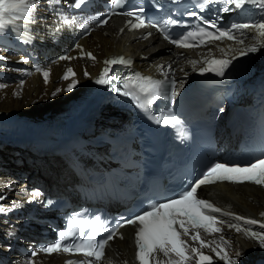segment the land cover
I'll use <instances>...</instances> for the list:
<instances>
[{
  "label": "snow or ice",
  "instance_id": "snow-or-ice-1",
  "mask_svg": "<svg viewBox=\"0 0 264 264\" xmlns=\"http://www.w3.org/2000/svg\"><path fill=\"white\" fill-rule=\"evenodd\" d=\"M173 5H179L180 0H169ZM91 0H72L68 3L67 0H0V38L12 35L18 42L30 45L35 40L34 33L29 30L37 23L42 27L48 28L52 31V38L55 41L59 38L60 34L67 30V28L78 23L81 29V35H86L92 30V25L107 24L113 15H126L133 17L129 19L127 24L130 29H140L146 27H154L157 32L163 35V38L170 42L172 45L180 48L194 47L193 44L185 43L192 32H182L178 36L173 37L171 29L179 27L185 22L174 18L169 15L157 22H152L146 16V9L143 5L130 4L128 10L124 12L118 11L119 7L125 5L126 0H108L107 9L103 13H97L95 17L85 16L80 20L77 10H83ZM154 6L159 10L164 7L160 0H152ZM46 6V10L51 12L54 18L52 25H47L45 18L39 16L38 13L42 7ZM210 11L208 18H205L204 12ZM253 11L259 16L255 22L249 20L248 22L221 23L225 20V16L221 13L228 14L232 12H248ZM70 13H77L70 15ZM202 22L205 28L201 29L200 36L202 37L201 43H204L203 38H207L210 43L214 40H222L227 38L229 40L237 39V34L252 33L256 30L259 36L264 37V0H197L193 9H188L181 13ZM91 22V23H90ZM121 32L124 29L120 30ZM152 35L147 32L144 39H148ZM244 43V39L239 41ZM75 48L81 49L79 43L74 45ZM211 51V49H209ZM223 51V49H221ZM259 48L255 45L249 46L240 51L239 57H244L250 53H257ZM87 56L92 60L96 57L88 52ZM239 57L232 56L231 58L210 59L206 60V67L200 69L201 74L213 73L218 77H225L230 67ZM7 57L0 56V61L6 60ZM29 57H22L18 63H28ZM60 60H71L75 57L61 56ZM147 59V57H142ZM106 67L101 71L100 75L96 78L95 83L107 86L108 89L117 94L119 97L129 98L132 102L136 103L137 107L144 111L146 114L150 112L153 105L159 101H167V105L159 116L149 115V119L156 124H181L182 121L172 113V106L177 103V98L181 94V90L185 88L186 81L184 79H177L173 63L161 64L157 66V71L161 73L162 79H154L151 76H143L141 73H133L131 77H121L113 71L115 67L131 68L133 61L124 56H119L104 61ZM193 64L195 71V64L197 61H190ZM168 70L165 71L164 69ZM0 70L3 69L0 66ZM22 71L20 69H7ZM36 71H41L40 66L36 67ZM183 71V69H181ZM31 72H23V75H30ZM75 77L76 73L72 68H67L64 72L62 79L69 80V76ZM85 77L90 76V73L85 69L83 72ZM187 76V73H184ZM50 71H43V79L45 83L49 82ZM133 77H139L147 81V84L140 87L137 92L133 87H130L128 80ZM25 83L24 79L19 80L22 87ZM78 81L72 79L67 84L65 91L71 92L77 87ZM6 87L0 84V88ZM62 91L57 88L52 92V96H56ZM18 94V93H14ZM219 112H224V108H219ZM218 181H230L242 183L244 181H251L258 185H264V159L256 157L255 162L251 161H238L230 160L226 162L211 161L205 167L197 172L191 181H186L179 190L174 191L171 195H165L159 199H155L151 203L141 202L138 211L132 215L131 219L125 220L121 217L112 229L104 228L107 233L102 239H97L98 232L90 231L86 236L79 228H73L71 220L65 230L57 232V239L48 242L46 245L39 248L43 253L66 252V253H81L85 259L79 261L68 260L66 264H94V261L100 262L105 256V246L109 244L116 235L117 229L127 225H139L136 230V259L140 264H152L151 257L154 253L162 252L165 257H168L167 264H188L192 257L188 252V244L181 236H187L189 229H195V234L191 236L193 241H199L202 247H209L210 242L206 243L201 239L199 229H204L207 232H221L222 229L216 227L218 223V216L222 214L225 217H230V220L223 221L228 224L229 228H234L237 233L244 231L245 235L254 242V245L260 249H264V220L257 218H247L245 216L236 215L232 212L222 213L221 208L215 207L209 200L198 198V189L202 186L212 185ZM41 193L36 190L32 193L33 200L40 197ZM4 195H0V201L5 200ZM53 201L48 200L47 204L51 205ZM14 203L11 208L0 207V214H5L16 208ZM79 216L80 213H74ZM260 217L264 218V212L260 213ZM243 222L245 227L242 229L235 222ZM103 221V218L96 215L92 221L97 224ZM87 224V222H85ZM252 226H258L253 230ZM9 237L13 233L7 234ZM123 238L122 236L120 237ZM221 240H224L221 237ZM224 243H229L224 241ZM219 261L224 264H241L244 258V252L237 250L235 255L232 256L223 248L217 251L213 249ZM191 252L194 253L199 259L197 264H213V257L205 255L200 248H192ZM171 254H175L172 258ZM29 257L37 255V249L33 248L28 253ZM25 264H32L31 261ZM156 264H160L157 260Z\"/></svg>",
  "mask_w": 264,
  "mask_h": 264
},
{
  "label": "bare ground",
  "instance_id": "bare-ground-1",
  "mask_svg": "<svg viewBox=\"0 0 264 264\" xmlns=\"http://www.w3.org/2000/svg\"><path fill=\"white\" fill-rule=\"evenodd\" d=\"M38 15L45 18L47 25L53 24V15L46 10V6L40 9ZM124 19L118 16L113 17L105 27H100L88 37L82 38L79 44L82 46L83 53L81 49L70 47V42L66 38L68 30L62 32L54 41L52 31L42 27L39 23L29 30L35 35V40L30 45L18 42L12 35L0 38V56L7 57L6 60L0 61V66L6 69L0 70V84L6 85L0 88V176L3 181L8 179V182L0 183V195L6 197L0 203L26 206L33 200L32 193L38 187H44V184L40 185L41 180L52 183L53 178L49 174L48 167L47 171H44L42 161H48L49 165L55 167L56 173L53 176L60 178L55 184H64L63 176H69L66 169L58 165L57 159L53 157V150L46 137L32 133L27 128V121L49 120L68 109L88 92L90 84L104 68V61L107 59L119 56L128 57L138 67L154 71L158 65L172 58V53L165 51L164 42L162 43L157 36L153 35L143 41L140 38L143 30L141 32L126 31L122 26ZM121 29L124 31L121 32ZM68 47L70 48L69 53L61 55ZM88 52H91L96 59L89 58ZM187 55L191 56L190 60L186 57L183 60L180 59L178 62L180 67L189 68V65H193L190 61H197L195 64L197 65L205 58L203 53ZM257 55L264 57L262 50H259ZM61 56H71L75 59L60 60ZM22 57H29V62L18 63ZM142 57H147V59H142ZM37 66H40L41 71H36ZM67 68H72L76 75L75 77L70 75L69 80H64L62 76ZM85 69L90 76L83 75ZM25 71L31 74L23 75ZM43 71H50L48 83L44 82ZM184 73V70L180 71L182 77L185 76ZM21 78L25 81L22 87L19 84ZM72 79L79 82L77 87L71 92L63 90ZM57 88L62 91L52 96V92ZM100 121L106 122L107 120L101 119ZM23 176H30V178L22 180ZM212 187L218 188L220 192L217 191L218 198L233 211L252 214L264 220L260 217V213L264 212V190L260 187L250 184L222 183L206 187V189ZM69 197L73 199L72 196ZM235 223L242 229L245 227L243 222ZM222 225L223 231L217 236V251L223 248L232 256L237 250L243 251L245 255L241 264H255L264 258V249L256 247L244 231L237 233L234 228H229L227 223L222 222ZM252 227L255 230L258 226ZM13 231L18 230L0 218V240ZM133 231L134 227H127L126 232L129 236L124 240L116 241L115 264H125L121 259L123 257L131 259L134 250L130 235ZM221 237L224 240H221ZM224 241L229 243H224ZM162 257L167 262L168 257L164 255ZM62 260L61 256L53 255L35 257L30 261L32 264H62ZM219 263L224 264L222 261ZM0 264H25V262L21 263L17 255L10 252L7 247L0 245Z\"/></svg>",
  "mask_w": 264,
  "mask_h": 264
},
{
  "label": "rangeland",
  "instance_id": "rangeland-1",
  "mask_svg": "<svg viewBox=\"0 0 264 264\" xmlns=\"http://www.w3.org/2000/svg\"><path fill=\"white\" fill-rule=\"evenodd\" d=\"M27 175H28V173H27ZM23 177L30 178V176H23ZM23 177H22V180H24Z\"/></svg>",
  "mask_w": 264,
  "mask_h": 264
}]
</instances>
